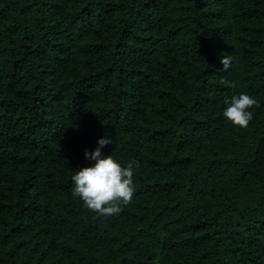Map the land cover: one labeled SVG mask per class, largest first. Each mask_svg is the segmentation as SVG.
Here are the masks:
<instances>
[{"label": "trees", "instance_id": "trees-1", "mask_svg": "<svg viewBox=\"0 0 264 264\" xmlns=\"http://www.w3.org/2000/svg\"><path fill=\"white\" fill-rule=\"evenodd\" d=\"M104 135L110 217L72 194ZM0 264H264V0H0Z\"/></svg>", "mask_w": 264, "mask_h": 264}, {"label": "clouds", "instance_id": "clouds-1", "mask_svg": "<svg viewBox=\"0 0 264 264\" xmlns=\"http://www.w3.org/2000/svg\"><path fill=\"white\" fill-rule=\"evenodd\" d=\"M220 63L222 71H227L232 66V57L222 56ZM222 83L227 87H235L229 80ZM223 103L226 105L224 118L239 128H247L252 120L253 113L249 109L260 107L259 101L246 93L232 95L230 99L225 97ZM110 144H113L110 136L98 138L97 146L92 151L84 150L85 159L90 165L80 167L71 176L73 196L82 200L86 209L104 217L118 215L122 211V204L132 202L135 191L133 170L134 166H139L137 161L122 166L112 155H105L102 149Z\"/></svg>", "mask_w": 264, "mask_h": 264}]
</instances>
